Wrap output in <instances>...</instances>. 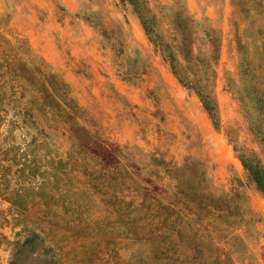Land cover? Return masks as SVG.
I'll return each instance as SVG.
<instances>
[{
  "label": "rangeland",
  "instance_id": "1",
  "mask_svg": "<svg viewBox=\"0 0 264 264\" xmlns=\"http://www.w3.org/2000/svg\"><path fill=\"white\" fill-rule=\"evenodd\" d=\"M138 2L166 42L177 12L190 22L193 55L175 58L191 87L128 0H0V264H170L131 211L168 189L153 159L195 160L232 201L176 264H264V195L241 161L264 169V0Z\"/></svg>",
  "mask_w": 264,
  "mask_h": 264
},
{
  "label": "trees",
  "instance_id": "2",
  "mask_svg": "<svg viewBox=\"0 0 264 264\" xmlns=\"http://www.w3.org/2000/svg\"><path fill=\"white\" fill-rule=\"evenodd\" d=\"M128 2L137 14L145 34L149 36L152 43L160 50L164 59L168 60L177 80L183 85L191 87L192 83L189 75L178 73L176 70L177 62L175 58L176 54H180L183 60L187 62L193 55L190 22L186 18H182L180 12H177L176 20L174 21L176 25L172 26L175 36L171 39L172 43L166 42L160 38L156 27L153 25L154 15H151L150 10L148 11V9L139 5L138 0H128ZM213 50L216 52L217 48L215 47ZM48 77L54 78L51 75ZM58 86L68 90L67 85L63 82L59 83ZM46 94L48 95L47 92ZM197 94L200 96L202 105L214 127L217 128L218 120L213 104L200 91H197ZM1 96L2 93L0 91ZM68 120L71 122L70 130L77 149L85 151L82 145L89 142L87 139L88 131L83 127L74 125L70 117H68ZM108 152L110 153V150H105V153ZM68 156L71 157V153ZM241 161L256 188L264 195V169L262 166L258 161L247 162L244 159H241ZM152 165L154 169L149 174L159 180L167 179L168 183L165 187L168 189L155 188L154 194L144 190L138 206L131 211L132 214H136L133 218L145 220L149 224L152 231L149 238L159 239L166 244L165 246L170 252H166L165 256L170 261V264H176L180 261V254H183L178 248H183L187 245L186 243L193 242L190 235L199 236L201 232L209 234V227H212V222L210 221H219L220 219L226 221L232 214V201L230 198L213 194L210 190L206 172L203 169L200 171L196 169L197 162L195 160L186 159L183 164L178 166L153 159ZM108 166L105 165L103 168L106 169ZM159 168L162 170L163 176L158 174ZM126 204L128 206L129 203ZM217 232L222 233L221 230ZM25 241L20 245V248H23L28 240L26 239ZM192 258V264L200 263L201 257L192 256ZM221 263H224V261L222 260Z\"/></svg>",
  "mask_w": 264,
  "mask_h": 264
}]
</instances>
